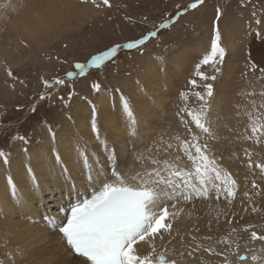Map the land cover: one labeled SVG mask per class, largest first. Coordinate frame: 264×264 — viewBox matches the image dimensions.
Here are the masks:
<instances>
[{
    "label": "snow or ice",
    "instance_id": "snow-or-ice-1",
    "mask_svg": "<svg viewBox=\"0 0 264 264\" xmlns=\"http://www.w3.org/2000/svg\"><path fill=\"white\" fill-rule=\"evenodd\" d=\"M79 3H90L98 10L112 6L110 0H79ZM202 3L203 0H194L179 11L177 16L189 9H196ZM17 7L13 0H0V19L7 18L10 12L15 13ZM177 8L179 9L180 6L177 5ZM222 16L218 8L212 25L210 50L195 64L193 78L187 81L193 89L201 86L198 79L204 82L203 92H195L199 108L193 110L182 107L177 112L182 125L186 126L190 122L202 135H197L191 127H187L186 131L191 139L179 135L169 137L167 140L162 136L159 139L145 138L139 131L129 98L120 93L121 114L127 121L125 133L132 141L133 148L140 149L136 153V159L142 165L140 171L125 175L118 171V166L113 167L118 152L115 148L109 147L107 137L101 140L95 105L92 106L90 129L104 148L105 155L102 159L94 160L78 135L74 136L72 146L64 153H61L55 145L48 149L49 167L53 171L58 170L59 176L63 177L66 183L70 180L74 181L77 172L81 175L87 173L86 179L94 188L89 199L71 206L66 222L57 223V217H46L59 234L63 253L71 257L74 264H196L198 254L203 253L219 258L217 264H264V247L259 249V254L254 247L248 248L250 243L256 241L264 245V233L258 234L255 225L250 224L242 229L243 232L249 233L244 247L250 256L241 254L238 239H233L234 234H237L235 227L228 235L215 242H212L210 235L205 236L203 241L209 242L207 246L203 241L195 242L183 250L175 248L169 250L167 246L172 243L173 221L181 216L184 211L183 206L192 204L196 200L211 201L213 196L216 200L223 196L228 205H231L236 195V181L222 166L221 160L215 155H210L212 149L207 143V138L214 136L210 120L214 86L207 81L217 80L215 73L220 72L219 65L224 62L226 55L225 48L221 46L222 35L219 27ZM170 22L160 24L158 28L168 27ZM255 23L260 25L262 21L256 20ZM156 36L157 31H150L123 47L129 50L137 49ZM255 36L264 39L258 29L255 30ZM21 43L25 44L23 40ZM27 46L25 44V47ZM120 47L119 44L114 45L107 51L92 56L87 63H75V71L68 72L66 76L69 79L78 74L83 76L87 68L101 67L106 60L116 55ZM204 66L210 67L212 74L202 71ZM251 68L255 70L257 65L253 62ZM3 72L6 78L13 82L9 85L13 91L17 81L26 87L25 81L18 79L11 67L4 65ZM260 73L261 78H264V68L260 69ZM41 81L44 88L49 91L39 93L40 101L52 100L51 89L66 84L65 79L58 77L51 81L41 77ZM91 88L99 92L101 86L99 83H93ZM72 95L73 93L69 92V98ZM179 95L184 101L188 100L185 92H180ZM241 96L244 102L235 105V118L247 119L249 124L245 131L250 132V135H246L245 139L260 143L261 138H264V86L257 90L254 83L250 84L242 90ZM56 99L63 101L62 96ZM30 110L34 113L36 105L33 104ZM181 114H186L190 121ZM44 126L47 127L48 135L55 141L56 133L52 127L47 125V122ZM202 138L205 141L203 143H201ZM12 139L19 140L24 145L30 143L24 136L17 135ZM21 152L26 156L29 155L27 147L22 148ZM244 154L248 158L247 167L253 169L254 166L255 169H259L260 175L264 178V163L255 162L253 165L252 153L245 150ZM40 162L43 163V160ZM11 163V154L0 150V165L10 167ZM95 163H101L103 168L95 169ZM24 171L28 179L33 182V188L39 189L40 182L36 178L31 158L25 163ZM7 186L10 195L22 204L23 201L17 195L16 182L11 176L7 179ZM251 187L253 190L258 188L255 180L252 181ZM256 194L259 195V192ZM244 196L249 197V192L245 191ZM251 211L255 213L258 209L252 206ZM220 214L217 212V217ZM12 264H15L14 258Z\"/></svg>",
    "mask_w": 264,
    "mask_h": 264
},
{
    "label": "rangeland",
    "instance_id": "rangeland-1",
    "mask_svg": "<svg viewBox=\"0 0 264 264\" xmlns=\"http://www.w3.org/2000/svg\"><path fill=\"white\" fill-rule=\"evenodd\" d=\"M63 1L67 4L72 3L83 11L79 15L69 16L66 23L61 22L49 30L42 31L33 39L15 36V44L18 47L10 51V56L8 54L0 58V105H2L0 107V150H4L11 155L14 154V146L16 145L30 148L32 145L39 144L42 141V136L39 134L38 128L43 126L44 130L46 128L44 126L45 122L57 133L62 123L61 115L71 119L73 116L79 115L81 111L86 110L87 114L91 116L92 106L95 105L98 116L103 108L104 111L107 110L105 104L109 106L108 109H111L112 112L116 111L120 108V93H123L127 98L130 96L132 101L130 98L129 101L132 106L133 100H135V97H132L133 94L138 95V93L141 94L145 91L144 89L150 91L154 88L151 87L152 84L146 85L144 83L147 82L146 77L148 75H161L163 65L160 58L172 50L175 51L184 45L192 44L198 46L199 49L195 55L196 59L194 58L191 66L185 70L186 72L183 70L180 76V79H183L182 85L175 87L179 94L185 92L188 95V102L184 101L179 94L174 95L177 100L174 98L169 100L168 106H166L168 112L163 117L166 123L164 124L166 127L164 130L167 133L181 137L188 134L186 128H194V124L189 122L186 126L182 125L177 112L182 107L193 110L199 108L195 92H203L202 85L204 82L199 81L197 78L201 86L193 89L187 81L193 78L192 73L195 64L210 50L212 25L218 8L223 14L219 27L222 35L221 46L225 48L226 55L224 62L219 65L220 72L215 73L217 80H209L207 83L213 84L215 93L220 84L219 82L225 77L227 67H230L229 80L237 84L238 89L242 83L243 85L254 83L257 90L264 86V78H261L260 73V69L264 68V39H258L255 36V30L257 29L264 36V0H203V3L196 9H189L179 16H177V13L194 0H110L112 5L110 8L99 10L90 3L81 4L79 0ZM177 5L180 6L179 9ZM256 20H261L262 23L257 25ZM169 21L171 22L168 27L158 28L160 24ZM64 25L67 27H64ZM2 26L5 28L3 23L0 24V27ZM150 31H157V36L151 38L139 48L129 50L123 47L126 43L140 39ZM21 40L28 46L25 47ZM117 44L121 47L116 55L106 60L101 67H89L83 76L78 74L71 79L66 76L68 72L75 71V63H87L92 56L101 54ZM253 62L257 65L255 70L251 68ZM4 65L11 67L14 75L25 81L26 87L20 85L17 81L15 91H13L9 87L13 82L7 79L3 72ZM201 70L206 74H212V69L208 66L202 67ZM173 76L170 71H167V74L159 78L170 79ZM41 77L50 81L58 77L65 79L66 84L51 89L53 92L52 100L40 101L38 99L39 93L49 91L44 88ZM226 79H228L227 76ZM93 83L100 84L99 92L93 91L91 88ZM129 86L134 88L137 93L128 90L127 87ZM238 89L234 88V93L237 94ZM69 92L73 93L71 98H69ZM236 94L233 96L234 101L239 100ZM61 96L63 101L56 99V97ZM174 102L176 103L174 104ZM225 102L222 101L219 108H223ZM33 104L36 105L34 113L30 110ZM103 104L104 106H102ZM181 115H185V119L190 121L186 114ZM242 119L241 124L236 120L237 126L232 125L230 120L224 121L225 118L222 116L216 121L220 124L222 121L227 123L220 127L219 132L213 131L214 135L218 136H216V141H212V143L216 146L219 141L221 142L218 144L219 147L216 146L220 152L226 154L234 151L238 156H243L249 145L252 146V154H254V149L260 146L264 150V138H261L260 143L245 139V136L250 135V132L244 130L246 125L244 122L247 119ZM230 124L232 127H230ZM192 130L198 134V129L194 128ZM17 135L24 136L30 143L24 145L19 140L14 141L12 138ZM55 141L61 143L64 140ZM237 141H240L239 144ZM243 141H245L244 144ZM72 144L69 146H72ZM255 151L257 152V149ZM246 158L245 156L242 160ZM86 175L87 173L83 177L85 178ZM256 178L257 175L252 174L250 178L240 182L242 186L247 188V191L252 188L253 180L258 184L256 190H251L252 197L250 199L253 205L248 210H251L254 206L255 197L253 196L257 192L261 194L259 191V182L261 181ZM59 180L60 183L52 187L54 191L48 190L47 193L61 194L66 187L72 190V187L75 186V182L72 180L66 183L64 178L60 176ZM60 188H64V190L59 191ZM243 196L240 198L242 199ZM32 197L37 200L38 205L42 199H46L48 204H51L50 200L47 199V194L40 193ZM245 198L240 199V202H237L238 205L243 206L244 201L246 202V199H249V197ZM260 201L264 202V199ZM25 206L34 209V206L27 202ZM244 209L242 208V210ZM50 210H54L53 205ZM259 214L253 220L255 223L257 222V225L255 223L253 225L256 228H264V212ZM24 220L39 225L33 218L25 217ZM1 252L2 257L9 255L7 247L2 249Z\"/></svg>",
    "mask_w": 264,
    "mask_h": 264
},
{
    "label": "bare ground",
    "instance_id": "bare-ground-1",
    "mask_svg": "<svg viewBox=\"0 0 264 264\" xmlns=\"http://www.w3.org/2000/svg\"><path fill=\"white\" fill-rule=\"evenodd\" d=\"M13 2L18 5L17 11L15 13L10 12L5 19H0V24L3 23L5 25V28L3 26L0 27V58L8 54L10 56V51L18 47L15 44V36L33 39L42 31L49 30L58 23H66L69 16L79 15L83 11L78 8V6L72 3L67 4V2L63 0H13ZM65 26L66 25H64V27ZM198 50V46L196 45H184L180 47V49H176L175 51L172 50L164 57L160 58L163 65L161 75H148L146 77L147 82L144 83L146 85L152 84L151 87L154 88L150 91L143 88L145 91L141 94L132 95V97H135V100H133L134 103L132 104L133 113L139 131L145 138L153 137L159 139L162 136L167 140L169 137L175 136L164 130V128H166L164 124L166 123L163 117L168 112L166 106H168L169 100L173 98L177 100L175 96L179 93L175 90V87L180 86L183 82L180 76L183 70L185 71L191 66ZM226 70L225 77L219 82L220 84L211 102L212 113L210 115V120L212 121V131L214 132H219L220 127H223V124H227L223 121L221 124L216 123L221 116L225 118L224 121L230 120L232 125L237 126L236 120L239 121V124L243 122L242 118H235V105L237 103L243 104L244 101L241 92L250 86V84L243 85L242 83L238 89L237 84L229 80V71L231 68L227 67ZM167 71H170L174 76L170 79L159 78L167 74ZM226 76L228 79H226ZM234 88L238 89L237 91L239 92L237 94L236 92L234 93ZM127 89H130L132 93H137L131 86L127 87ZM234 94L239 97L238 101H234ZM222 101L226 102L223 108H219L220 105H222L220 104ZM175 103L176 102H174V104ZM102 106H104V104ZM105 107L107 110L104 111L103 108L101 114L97 116V124L100 129L101 140L107 137L109 147L115 148L118 152V158L113 164V167L118 166V171L125 175L140 171L142 165L136 159V153L140 151V149L133 148L132 141L128 139L125 133L127 123L126 117L122 116L120 108L112 112L111 109H108V105L105 104ZM60 119L62 123L59 131L56 133V140L63 139V142L59 143L53 141L48 135L47 127L44 130L43 126L39 127L38 131L42 136V141L28 148L29 155L26 156L21 152V149L24 147L16 145L14 146V154L11 155V166L7 167L0 165V246L2 245L0 248V264H12L13 258L15 259V264H74L72 258L67 257L63 253V249L60 246L59 234L49 224L46 217H57V223L65 222L71 206L85 199H89L94 188L91 186V183L87 181L86 177L84 178L83 175L77 172L75 173L74 179L75 186L72 187V190L66 187L65 190L64 188L59 189V191L64 190L61 194H54L52 192L47 193L48 190L54 191L52 187L60 183L59 171H53L49 167L50 162L47 159L48 149L55 145L61 153H64L70 147L69 145L73 143L74 136L78 135L82 139L83 144L87 146L94 160L102 159L105 153L103 146L99 144L91 132V116L87 114L86 110L81 111L79 115H75L71 119L65 115H61ZM244 123H246L244 126L246 128L249 121L245 120ZM175 124L177 123L175 122ZM231 124L230 127H232ZM180 126L182 127V125ZM193 126L195 128V125ZM194 128L192 127V129ZM197 133L202 135L199 129ZM63 135L65 136L64 138L62 137ZM216 136L214 135L208 138L207 143L212 149L210 155H215L220 159L222 166L230 172L233 179L236 181V195L232 200V204L228 205L223 196H221L219 200H216L213 196L211 201L196 200L192 204L183 206L184 211L181 213V216L173 221L172 243L167 246L169 250L173 248L177 250L187 249L193 243L201 242L205 236L209 235L212 237V242H215L221 237L228 235L231 229L235 227L237 228V234H234L233 239H238L241 254L250 256V253L244 247L245 243L248 241L249 233L243 232L242 229L245 225H253L255 223L253 220L260 215L259 213L262 214L264 212V202L260 201L264 199V178H262L259 170L255 169L254 166L253 169L247 167L248 158L242 160L245 158V154L243 156H238L234 151L226 154L221 151V153L217 148L219 147L218 144L221 142H217V147L212 143V141H216ZM182 137L191 139L188 134L182 135ZM203 142H205L204 138L201 139V143ZM244 142L245 141L242 143L244 144ZM231 144L233 143L231 142ZM258 148L260 149L258 150ZM258 148H256L257 152L255 151L256 149H254V154H252L253 165L255 162L264 163V150L261 146ZM248 151L252 152V146L249 145ZM29 158H31L36 178L40 182L39 189H34L33 182L25 175L24 165ZM41 160H43V163L40 162ZM94 168L102 169L103 165L101 163H95ZM252 174L257 175L256 179L261 181L259 182V191L261 194H255L253 196L255 197L254 206L258 208V211L255 213L248 210V208L253 205L250 199L252 197V188L247 191V188L240 183L250 178ZM9 176L16 182L17 195L20 200L23 201L22 204L9 193L7 186V179ZM243 191L249 192V199L247 200L246 198L248 197H246V202L244 201L242 206L238 205V203L240 202V197L243 196ZM40 193L43 195L47 194V199L50 200L51 204H48L46 199H42L39 201L38 205L37 200L32 196ZM244 197L245 196H243L242 199H244ZM26 202L34 206V209L26 208ZM52 205L54 210H50L52 209ZM239 207L247 209L242 210V208L240 209ZM217 212L221 213L219 217L216 215ZM224 213H226V215ZM25 217L33 218L39 225L24 220ZM229 221H231V223H229ZM256 223L255 225H257ZM255 230L258 234L264 233V228H256L255 226ZM193 237H195V241H193ZM203 242L205 246L209 243L208 241ZM6 247L9 255L2 257L1 251ZM220 247L222 248L223 246L221 245ZM253 247L257 250V254H259V249L264 247V245L259 241L252 242L248 245L249 249ZM218 259L219 258L209 256L207 253L198 254L196 264H201V262L202 264H217Z\"/></svg>",
    "mask_w": 264,
    "mask_h": 264
}]
</instances>
